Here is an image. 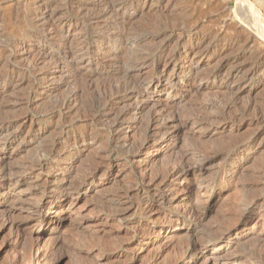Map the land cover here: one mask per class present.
<instances>
[{
  "label": "rangeland",
  "instance_id": "1",
  "mask_svg": "<svg viewBox=\"0 0 264 264\" xmlns=\"http://www.w3.org/2000/svg\"><path fill=\"white\" fill-rule=\"evenodd\" d=\"M100 1L0 0V121L18 120L14 136L7 137L13 148L5 149L6 134L0 136L5 166L34 164L55 140L74 136L54 149L48 167L15 179L1 175L11 196L1 192L0 202L7 201L14 215L0 214V264H37V253L45 252L47 264H193L187 255L193 244L207 252L212 247L202 248L226 238L231 243L217 247L223 257L206 264H264V75L249 81L247 73L264 69L257 58L264 43L246 46L247 36L237 35L230 20L264 27V0H164V12H155L153 1L131 0L119 9L129 23L115 35L122 45L117 53L93 49L91 66L63 60L58 65L64 37L74 47L91 44L92 29L101 24L85 15ZM39 5L48 6L47 19L36 16ZM115 19L105 25L112 27ZM223 21L232 25L224 27ZM174 29H196L183 39V51L204 38L214 51L181 56L185 71L170 65L161 88L143 99L146 107L134 111L123 129L111 131L134 100L102 89L122 82L129 62ZM178 37L171 36L172 47ZM224 47L229 50L220 54ZM159 61V55L149 57L140 75L153 76ZM35 62L37 68L28 72ZM189 66L197 70L190 77ZM70 67L73 74L67 73ZM239 67L238 77L227 80ZM173 76L182 80L171 86L167 80ZM150 112L158 119L149 133ZM82 138L88 142L81 144ZM147 139L166 143L150 141L148 147ZM184 154L204 160L203 170L172 183L164 204L141 202L142 190L133 198L140 208L127 209V190L169 176ZM70 175L91 186L67 196L69 205L48 206L45 219L39 218L34 209L46 198L42 188L51 190L59 177Z\"/></svg>",
  "mask_w": 264,
  "mask_h": 264
},
{
  "label": "bare ground",
  "instance_id": "2",
  "mask_svg": "<svg viewBox=\"0 0 264 264\" xmlns=\"http://www.w3.org/2000/svg\"><path fill=\"white\" fill-rule=\"evenodd\" d=\"M129 1L131 2V0H102V1H100L101 3H99L98 5H95L91 8H89V10H88L89 12L86 11L87 14L85 16L94 17L97 19V22L101 24V25L95 26L92 29L94 39L91 41L90 45L87 43L86 44L82 43V44L76 45L74 47L73 45L69 44L68 36L64 37L63 40L60 41L61 42L60 46H62V52L56 58L57 59L56 61H58V65H60L61 61L63 60V61H68V63H74L75 65L80 66V67H84V68L87 66H91V63L93 62L92 60L94 59L93 55H91L93 52L92 51L93 49L94 50L99 49V50H102L104 52V49L105 48L107 49V47H108V48H112L117 53V51H119V49L121 48L122 45H121V43H118L119 40L116 39L115 35L120 33V31L126 27L125 24L127 23V20L125 18L126 16L119 14V9H121L122 7L126 8V5L129 4ZM150 1H153V5H156V8H155L156 10L154 9L155 12H158V11L164 12L165 9L161 5L164 0H144L145 5H147ZM151 9H153V8L151 7ZM36 16H43L44 19H47L48 18V6H46V5L40 6L39 5V12H37ZM115 18L120 19V20H117ZM249 18H251V17H249ZM108 19L109 20L115 19L116 23L114 25L112 24L113 25L112 27L106 26L105 23L108 21ZM121 19H122V22H121ZM230 20L237 27L236 28L237 32L235 31L237 33V35L240 33H245V35L247 36L246 37L247 39H245V41L243 42L246 46L249 47L252 42H254V43L257 42L260 44L264 43V27L253 24L251 22H248V20L247 21L242 20L241 23L236 22L235 18H232ZM230 25H232V24L231 23L229 24L227 21L226 22L223 21L224 27H227ZM78 26L79 25H77L76 27H78ZM188 30H180V29L175 30L174 29V32L164 33L162 35V37H163L162 42H160L158 45L156 43L157 46L155 48L150 49V50L147 49L148 50L147 53L142 52L140 55H136L134 57V59H132L129 62V64L127 65V68H125L126 71H124L125 73H124V77L122 79L123 80L122 82H119L117 84H113L110 86H106L102 89L104 91L103 93L105 95L110 94V93H116L117 98L123 97L124 99L126 98L129 100H134L133 104L129 105L128 108L118 116L115 124L113 126H111V131L118 132V131H120V129H123V127L130 122L131 116L133 115L134 111L137 112L141 107H144V108L146 107V104H144L143 99L145 97L149 98L150 95L152 94V92L159 90L161 88V82H162V79L164 77L163 72H165L166 69L170 65H173V70L178 69L179 71H182V72L185 71L183 69L184 68L183 65L181 66V64L178 63V60L180 59L181 56H184L185 58L191 54H201V55L208 56L214 51V50H212L214 46L211 42L210 43L212 45L211 44L206 45L208 38H204L198 43H191L188 46L189 50L185 49L183 51L181 48L183 46V43H182L183 39L186 36L191 37L193 31H196V29L195 30H189V31ZM121 32H123V31H121ZM175 33H177L179 37L177 38L176 45L172 47L170 45V43L172 41L171 36L175 35ZM105 34L109 35L108 40H106ZM144 40H147V38ZM231 40L233 41L234 38L233 39L231 38ZM236 41H234V42H236ZM128 43H129V40L126 42V44H128ZM230 45H229V47H232ZM229 47H227L228 50H229ZM242 47H243V45H242ZM234 48H236V47H234ZM73 49H75V50H73ZM227 49H226V47H224L223 49H221L219 51V53L220 54L224 53ZM75 52H78V55H74ZM157 55H159L160 61L158 64L154 65V69H156V73L151 77H148V76L142 77L140 75V72H142V70L147 66V59L149 57H154ZM253 55H254V53H253ZM86 58H87V60H85ZM114 58H116V57H114ZM257 58L263 59L262 61H264V52L258 53ZM37 64H38V62H35L33 64V66L28 69V72H33L37 68ZM98 65H100V62ZM260 66L253 67L252 69H250L247 72L249 74V77H248L249 81H253L257 75H260V76L264 75V69L261 70L262 67H260ZM189 67H191V69H189L185 73L188 77H190L193 73L197 72L196 68H194L192 66H189ZM234 67H236V66H234ZM242 69H243V67H239L236 69V70H238V72L230 73L227 77V80L237 78L239 73L242 71ZM73 71L74 70L71 69V67H70V70H68L67 73L73 74ZM75 73H77V70H75L74 74ZM74 77L75 78H73V80H76L78 75H74ZM181 80L182 79L179 76H173V77H170L167 81H168L169 85L173 86ZM157 119H158V117H156V115H154L153 112L149 113V115H148V131H149V133L153 130L154 123L157 121ZM17 122H18L17 119H9L7 121H4V120L0 121V136L4 135V133L6 134L5 136H3V137H5V138H3V140H4L3 146L5 149H9L10 147H12L13 142H11L12 140L11 141L8 140L9 138L7 139V137H9L10 135L14 136L13 135L14 132H12V128L17 124ZM17 126L19 127V125H17ZM66 128H68L66 125L62 126L63 131L66 130ZM13 131H15V130H13ZM149 133H148V135H149ZM150 135H149V137L151 138V137H154L155 134L151 133ZM73 137L74 136H69V137L66 136V137H64V139L59 138L58 140H55L51 144V149L43 152L40 155V157L38 158V160L35 161L34 164L25 165V166H22L21 168H18V169L17 168L16 169L7 168L5 166V159H4L3 155L0 154V178H1V175L2 176L7 175V176L13 177L15 179L19 175L21 177V175L23 176V174H26L27 172L32 173L37 168L42 169L44 167H48L49 164L51 163L52 159L55 157V155H53V153L55 152L54 149L57 146H59L60 144H64L65 141H67V140L69 141ZM153 140L147 139L146 145H148V147H149L151 144H154L155 146H159V145H163L166 143V141L158 142V141H153ZM150 141H153V142L151 143ZM87 142H88V139H86V138L80 139L81 144H85ZM198 159H200V158H198ZM198 159L195 158L194 159L195 161H193L188 154H184L179 165H177V167L169 174V176H167L165 178L161 177L162 179L154 177L155 179L151 178L152 180L146 181L144 186L135 189L133 192H130L127 190L125 193V196L128 198L127 209L131 210L134 208H138V209L140 208L138 206V205H140V203L137 204L133 200V198L135 195H139V193L142 190H145L146 194L145 195L142 194L143 197L140 198L141 202H142V200L144 201L146 199L151 200L152 205H162L165 202H167V200L169 199L168 194H169V192L171 193L170 186L172 183L174 184L175 182H180L182 177L186 176L192 170H195L197 168L199 170H203L205 162H204V160H198ZM189 160L193 161L194 163H191V161H189ZM96 172H97V170L93 174L95 175ZM111 174H112V172H110L109 175H111ZM17 181H19V180H17ZM23 182L24 181H22V183ZM90 186H91L90 181L85 180V179L79 183H76L73 181V178L71 177V175L67 176V177H59L58 180L54 183V185H52V187L50 188L51 190H48V188L46 186L44 188H42V193L44 194V196L46 198H43L38 202V204L36 205V208L34 209V212H35V214H37L39 216V218H41L43 220V219H45L44 214H45V211L48 209V206L54 205V204L55 205L57 204L60 206H65L68 202L70 203V201H68L67 196L76 195L81 190L87 189ZM37 187H40V185H37ZM155 188H157L158 191H155ZM1 192H3V195L11 196L10 191L5 189L4 184H0V193ZM259 202L260 201H255L253 205H258ZM69 203H68V205H69ZM261 204H262V206H264V201H262ZM11 209L12 208L9 207V204L7 201H1L0 202V214L3 218L9 219V217H12V215H14V211ZM22 209H24V208H22ZM28 211L31 212L30 209H28ZM193 216H195V215H193ZM260 219L263 221L264 216H262ZM39 223H40L39 220H37L35 225L37 226ZM45 233H46V231H43L41 236ZM31 234H32V231H31ZM225 243L226 244L231 243L230 239L226 238L224 240H221L220 242H210L205 248H202V249H207L208 247H212L211 250H206L207 252H202L200 249L201 248L200 245H197V243L196 244L192 243L193 246L187 255L192 256L193 264H201V263L206 264L211 259H219V258L223 257L222 254L224 251L217 249V247L219 245H223ZM37 255H38L37 264H45V262L47 260L50 261L49 254H47L46 252H45V254L37 253ZM49 261H47V262H49ZM47 262H46V264H47Z\"/></svg>",
  "mask_w": 264,
  "mask_h": 264
}]
</instances>
